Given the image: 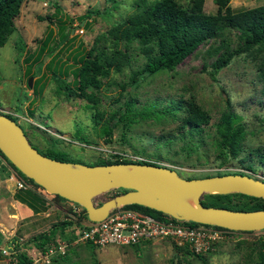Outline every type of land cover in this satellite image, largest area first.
<instances>
[{"label": "rangeland", "instance_id": "1", "mask_svg": "<svg viewBox=\"0 0 264 264\" xmlns=\"http://www.w3.org/2000/svg\"><path fill=\"white\" fill-rule=\"evenodd\" d=\"M154 1L24 0L14 20L13 32L0 47V109L17 115L16 122L39 152H65L83 165H102L99 163L119 159L118 156L130 160L138 157L158 160L174 168L182 177H203L228 169L264 179V160L258 159V153L264 150V97L260 95L261 84L250 56L235 57L212 77L209 64L216 55L207 53L212 43L209 41L184 58L173 71L159 72L131 85L130 75L146 61L135 43L128 47L131 60L121 72L113 67L108 68V73L106 69L102 74L90 72L97 76L99 85L90 83L83 94L73 83L72 72L80 65L82 55L95 60V55L103 57L102 48L106 52L127 49L122 40L116 45L113 43L110 30L132 16L138 3ZM176 1L185 6L193 0ZM228 4L239 11L264 4V0H229ZM217 7L215 0H203L205 14H215ZM50 31L49 41L44 45ZM91 49L93 54L87 56ZM53 70L60 72L54 76ZM30 77L31 86L28 84ZM191 96L209 114L208 123L197 135H186L182 139L172 137L177 136L178 117L183 110L174 116L143 118L137 115L143 105L155 98L169 103ZM131 98L135 100L131 113L135 114L136 121L128 125L119 122L109 137L111 141L106 143L100 135V127L116 115V110L125 108L124 103ZM229 111L238 116L237 121L244 129L234 146L235 155L232 149L225 150L218 145L221 140L218 123ZM76 136L83 141L77 142ZM166 139L170 141L165 143ZM117 194L120 189L115 188L94 200L96 203L105 201ZM3 195L0 192V197ZM54 203V213L47 221L41 223L39 219L35 227L25 226L15 237L16 218L3 215L14 208L2 197L0 264H11L14 260L8 250L15 243L12 245L9 239L14 236L18 241L19 235H23L19 238L20 251L34 257L31 264H256L260 243L264 241V229L250 233L232 231L199 256L170 238H156L138 246H91L74 241L78 226L67 217V213H71L70 205L56 199ZM65 219L72 224L63 229L64 237L60 229L55 231L53 240L58 245L48 246L53 257L46 261L28 241Z\"/></svg>", "mask_w": 264, "mask_h": 264}, {"label": "trees", "instance_id": "2", "mask_svg": "<svg viewBox=\"0 0 264 264\" xmlns=\"http://www.w3.org/2000/svg\"><path fill=\"white\" fill-rule=\"evenodd\" d=\"M23 1L0 0V47L7 42L13 32L15 28L14 20L20 12ZM215 1L218 5L215 14H205L203 12V0H193L185 6L176 0H156L148 4L138 3L136 11L132 16L127 18L122 24L114 26L109 33L115 45L122 40L127 49L119 50L116 48L113 51L106 52L105 48H102L100 49V54L103 57L95 55V60H91L89 57L86 58V56L82 55L79 59L80 65L75 67L72 72L74 76L73 83L77 85V88L83 94L84 88L90 83L95 86L99 85L97 76L91 75L90 72H101L102 74L105 71L104 69H106L105 73H108V68L110 67H113L116 72H121L131 60V57H128V47L136 43L139 50L146 57L143 66L135 70L129 78L131 85H137L139 80L147 76H152L163 71H173L184 58L196 52L203 44L211 41L212 43L209 44L206 51L209 55H216L215 59L209 64L212 77L221 69L228 66L235 57L240 55L250 56L254 59L257 79L261 84L259 89L260 95L264 97V4L234 11L228 4L229 0ZM84 18L85 15L81 18V21ZM47 19H50V17L48 16ZM51 33L50 31L44 45L49 41ZM92 54V49L87 52V56ZM57 72L59 73L60 70H57ZM57 72L53 70L52 75L57 76ZM92 97L95 99L94 96ZM124 105L125 108H119L115 112L116 115L109 118L108 122L112 123V125L106 122L100 127V135L104 137L106 143L111 141L112 131L119 122L128 125L136 121L135 114L131 113L135 105V100L131 98ZM182 110L183 114L178 117L180 121L177 128V136L175 137L174 135L172 137L182 139L186 135L194 136L200 133L203 130V126L209 121V114L201 105L196 103L192 96L186 100H171L169 103H163L161 100L155 98L146 105H143L137 115L143 118L162 117L166 115L174 116L176 112ZM2 113L15 121L18 119L17 116L12 114L4 113V111ZM237 119L238 116L229 111L222 115L218 123V132L221 135V140L218 145L225 150L232 149V155L237 153V149L234 146L244 133V129ZM75 140L81 142L83 138L76 136ZM168 141L170 139H166L165 143ZM40 153L69 163H83L79 160L71 159L65 152L61 151L46 150L40 151ZM0 155L17 172L18 176L30 185V187L19 188L16 191V200L29 207L34 214L45 212L52 204L47 203L46 199L35 190H41L43 188L18 170L8 160L1 149ZM118 158L108 162H100L99 164L159 163L158 160H150L147 158L143 160H130L119 156ZM258 159L264 160V150L258 153ZM230 173L244 174L243 172L224 169V171L215 172L214 175ZM208 175L210 174L203 177ZM186 178L194 177L187 176ZM118 189H120V193L125 191L121 188ZM55 199L69 202L58 195H53V198H51L54 202ZM101 203L102 201H97L98 205ZM201 203L207 207H223L233 210L249 211L264 209L263 198L238 192L228 194L205 193L201 197ZM128 207L139 209L155 218L165 219L167 217L166 214L160 211L142 205L129 204ZM80 213V216L79 214L77 215L79 220L74 221L72 219L75 225H79L80 220L87 219L84 209ZM72 221L65 219L60 223L52 224L48 230L33 235L30 240L28 239V242H31L40 253H44L45 250L49 249V245H58L57 241L53 240L55 231L60 229L64 237L63 229L71 225ZM187 224L197 225L199 223L187 221ZM232 231L229 230V232ZM239 232L250 233L251 231ZM73 236L71 237L73 238ZM12 242L15 245L10 250L7 249L11 258L15 260H12L11 264H31L33 257H29L20 251L21 243L15 237L9 241L13 245ZM86 243L91 246H96L91 242ZM257 258L256 264H264V241L260 243Z\"/></svg>", "mask_w": 264, "mask_h": 264}, {"label": "water", "instance_id": "3", "mask_svg": "<svg viewBox=\"0 0 264 264\" xmlns=\"http://www.w3.org/2000/svg\"><path fill=\"white\" fill-rule=\"evenodd\" d=\"M31 86V77L28 80ZM0 149L26 177L51 195L79 204L90 221L104 219L121 205L138 204L179 220L212 224L233 231L264 229V209L233 210L207 207L201 203L205 193H242L264 199V179L249 174L209 175L186 178L172 167L155 164L83 165L57 160L40 153L24 130L0 110ZM74 166H77L75 168ZM126 166H132L126 170ZM125 191L102 201L96 196L109 190ZM182 197H192L194 204Z\"/></svg>", "mask_w": 264, "mask_h": 264}, {"label": "built area", "instance_id": "4", "mask_svg": "<svg viewBox=\"0 0 264 264\" xmlns=\"http://www.w3.org/2000/svg\"><path fill=\"white\" fill-rule=\"evenodd\" d=\"M136 159L143 160L138 157ZM16 186L17 188L30 187L21 178L16 181ZM40 192L51 204L54 202L51 200L52 195L47 191L41 189ZM69 205L71 213L68 212L67 217L74 221L79 220L77 215L83 208L74 202H70ZM185 221L187 222V220H179L171 216L159 219L139 209L121 205L110 210L108 215L100 221L80 220L74 241L105 246L108 244L137 245L156 238H170L179 245H187L193 254L200 255L210 250L229 232V230L216 225L202 223L190 225ZM52 255L53 252L49 248L44 253H40L39 257L47 261Z\"/></svg>", "mask_w": 264, "mask_h": 264}, {"label": "crops", "instance_id": "5", "mask_svg": "<svg viewBox=\"0 0 264 264\" xmlns=\"http://www.w3.org/2000/svg\"><path fill=\"white\" fill-rule=\"evenodd\" d=\"M19 178L20 177L18 176L17 172L0 155V192L4 194L2 196L4 198V201H7L9 204L13 205V208H14V211H12V209L10 208L7 212H4L5 209H3V212H4L3 215L5 217H8V218L11 217L12 219L16 218L18 226H17L16 230H14V233H15L14 236L15 237L18 234H20V232L22 230L25 229V226L35 227L39 223V221H37L39 219L42 220V221H40L41 223L47 221V218H49L50 215L54 213L52 210H53V208H55V206H54L55 203L53 202L52 205H50V207L45 212L34 214L33 211L29 207H27L25 204L19 202L18 200H16L15 193L19 189L16 186V181ZM35 190L40 195H42L44 197V195L40 192V190H38V189H35ZM2 197H0V200H2ZM44 198L46 199L47 203H50L46 197H44ZM11 200H12V202H11ZM63 203H68V205L70 204V202H66V201H63ZM3 207H5V206L3 205ZM58 210H60V209H58ZM62 212H64V211H62ZM33 217H35V218H33ZM12 225H13V222L9 226L11 227ZM14 236H12V237H14ZM22 237H23V235H19L18 241H19V238H22ZM11 239L12 238H10L9 241Z\"/></svg>", "mask_w": 264, "mask_h": 264}, {"label": "bare ground", "instance_id": "6", "mask_svg": "<svg viewBox=\"0 0 264 264\" xmlns=\"http://www.w3.org/2000/svg\"><path fill=\"white\" fill-rule=\"evenodd\" d=\"M75 168H77V166H74ZM133 167L132 166H126L125 169L126 170H130L132 169ZM182 199L186 202V203H189L191 205L194 204V199L192 197H182Z\"/></svg>", "mask_w": 264, "mask_h": 264}, {"label": "clouds", "instance_id": "7", "mask_svg": "<svg viewBox=\"0 0 264 264\" xmlns=\"http://www.w3.org/2000/svg\"><path fill=\"white\" fill-rule=\"evenodd\" d=\"M2 111V110H1Z\"/></svg>", "mask_w": 264, "mask_h": 264}, {"label": "flooded vegetation", "instance_id": "8", "mask_svg": "<svg viewBox=\"0 0 264 264\" xmlns=\"http://www.w3.org/2000/svg\"><path fill=\"white\" fill-rule=\"evenodd\" d=\"M1 110V109H0Z\"/></svg>", "mask_w": 264, "mask_h": 264}]
</instances>
